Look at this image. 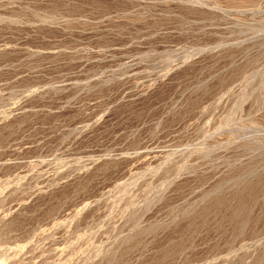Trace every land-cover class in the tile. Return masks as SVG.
Instances as JSON below:
<instances>
[{
  "label": "rangeland",
  "instance_id": "obj_1",
  "mask_svg": "<svg viewBox=\"0 0 264 264\" xmlns=\"http://www.w3.org/2000/svg\"><path fill=\"white\" fill-rule=\"evenodd\" d=\"M0 264H264V0H0Z\"/></svg>",
  "mask_w": 264,
  "mask_h": 264
}]
</instances>
